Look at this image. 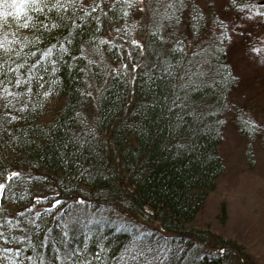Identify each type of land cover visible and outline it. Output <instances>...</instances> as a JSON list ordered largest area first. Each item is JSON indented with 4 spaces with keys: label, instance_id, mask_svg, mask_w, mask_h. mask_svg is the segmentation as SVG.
I'll return each instance as SVG.
<instances>
[{
    "label": "trees",
    "instance_id": "obj_1",
    "mask_svg": "<svg viewBox=\"0 0 264 264\" xmlns=\"http://www.w3.org/2000/svg\"><path fill=\"white\" fill-rule=\"evenodd\" d=\"M134 2L0 15V264H256L194 225L224 165L225 36L195 0H144L131 26ZM235 120L251 161L259 126Z\"/></svg>",
    "mask_w": 264,
    "mask_h": 264
},
{
    "label": "rangeland",
    "instance_id": "obj_2",
    "mask_svg": "<svg viewBox=\"0 0 264 264\" xmlns=\"http://www.w3.org/2000/svg\"><path fill=\"white\" fill-rule=\"evenodd\" d=\"M82 1L88 4L95 0ZM134 1L130 23L137 27L142 22L144 0ZM252 1L255 0H195L209 26L204 38H219L220 33L224 34L227 59L236 82L229 93L219 146L223 170L215 189L208 193L197 213L194 225L234 240L256 264H264V18L249 5ZM132 46L124 45L123 50L129 53ZM118 60L112 64H122ZM237 113L259 126L252 140L251 161L245 155L247 141L238 132ZM112 210L115 214L120 212L116 208ZM119 214L139 224L140 229L146 228L137 217ZM97 215L103 218L100 213ZM158 232L164 233L162 229Z\"/></svg>",
    "mask_w": 264,
    "mask_h": 264
},
{
    "label": "snow or ice",
    "instance_id": "obj_3",
    "mask_svg": "<svg viewBox=\"0 0 264 264\" xmlns=\"http://www.w3.org/2000/svg\"><path fill=\"white\" fill-rule=\"evenodd\" d=\"M27 2V0H20V2H17V0H12L10 3L11 5H14L15 14L19 16L24 11V4ZM5 4H9L8 0H0V8H3ZM12 13H0V15H11ZM13 176L18 175V173H12ZM3 188V185H0V189Z\"/></svg>",
    "mask_w": 264,
    "mask_h": 264
},
{
    "label": "clouds",
    "instance_id": "obj_4",
    "mask_svg": "<svg viewBox=\"0 0 264 264\" xmlns=\"http://www.w3.org/2000/svg\"><path fill=\"white\" fill-rule=\"evenodd\" d=\"M3 8L5 9V12H4V13H7L6 10H7L8 8H12V9H13V8H14V5H11V4H5V5L3 6Z\"/></svg>",
    "mask_w": 264,
    "mask_h": 264
}]
</instances>
